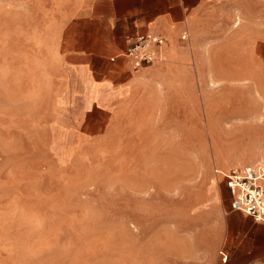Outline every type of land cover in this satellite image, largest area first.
I'll return each instance as SVG.
<instances>
[{
	"label": "rangeland",
	"instance_id": "1",
	"mask_svg": "<svg viewBox=\"0 0 264 264\" xmlns=\"http://www.w3.org/2000/svg\"><path fill=\"white\" fill-rule=\"evenodd\" d=\"M12 5L0 0V264H151L168 227L183 228L210 201L226 207L216 170L264 161L262 121L229 114L251 93L262 120L259 96L204 90L198 75L188 107L148 101L106 136L79 140L72 109L57 103L53 66L12 75Z\"/></svg>",
	"mask_w": 264,
	"mask_h": 264
},
{
	"label": "crops",
	"instance_id": "2",
	"mask_svg": "<svg viewBox=\"0 0 264 264\" xmlns=\"http://www.w3.org/2000/svg\"><path fill=\"white\" fill-rule=\"evenodd\" d=\"M12 9V75L53 66L57 103L72 109L79 140L106 136L120 119L142 114L148 101L188 107L197 75L204 90L208 82L255 92L264 116V0H13ZM139 33L164 42L149 45L152 61L134 67L123 52ZM185 59L198 60V67L180 66ZM251 95L230 105L229 114L234 122L262 121L264 138V117L255 118L262 113ZM210 203L183 228H167L151 264H264V222L231 210L229 202Z\"/></svg>",
	"mask_w": 264,
	"mask_h": 264
},
{
	"label": "built area",
	"instance_id": "3",
	"mask_svg": "<svg viewBox=\"0 0 264 264\" xmlns=\"http://www.w3.org/2000/svg\"><path fill=\"white\" fill-rule=\"evenodd\" d=\"M163 42L160 35L139 33L123 55L133 61L134 67H140L153 59L149 45L160 46ZM216 172L230 190L229 208L264 222V161Z\"/></svg>",
	"mask_w": 264,
	"mask_h": 264
},
{
	"label": "bare ground",
	"instance_id": "4",
	"mask_svg": "<svg viewBox=\"0 0 264 264\" xmlns=\"http://www.w3.org/2000/svg\"><path fill=\"white\" fill-rule=\"evenodd\" d=\"M220 172L224 173L226 170H219Z\"/></svg>",
	"mask_w": 264,
	"mask_h": 264
}]
</instances>
